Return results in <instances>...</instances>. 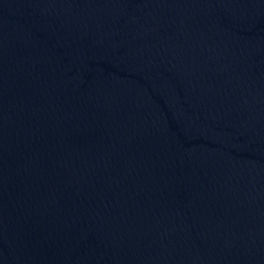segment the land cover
<instances>
[{"label": "water", "instance_id": "1", "mask_svg": "<svg viewBox=\"0 0 264 264\" xmlns=\"http://www.w3.org/2000/svg\"><path fill=\"white\" fill-rule=\"evenodd\" d=\"M0 264H264V0H0Z\"/></svg>", "mask_w": 264, "mask_h": 264}]
</instances>
